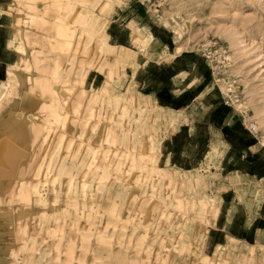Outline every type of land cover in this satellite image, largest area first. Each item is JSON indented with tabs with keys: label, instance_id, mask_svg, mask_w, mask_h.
Here are the masks:
<instances>
[{
	"label": "rangeland",
	"instance_id": "rangeland-1",
	"mask_svg": "<svg viewBox=\"0 0 264 264\" xmlns=\"http://www.w3.org/2000/svg\"><path fill=\"white\" fill-rule=\"evenodd\" d=\"M2 2L9 5L6 9L8 16L0 19L6 25L0 29V61L14 64L8 67L6 75L3 74L4 67L0 66V144L6 145L0 152V169L11 154L24 158L25 151H29L27 148H32L37 141L40 149L33 164L40 165L41 172H44L40 175L44 176L42 179L51 177L61 164H66L69 148L65 144L70 141L72 153L69 156L72 155L74 160L76 157L83 159L87 168L78 169L79 162H70L65 168L66 174L63 171L59 175L61 180L57 176L59 180L54 185L32 184L15 191H9L6 183L0 186V264H162V258L168 262L163 264H264V238L262 241L258 239V247H246L248 245L244 243L237 245L240 242L229 237L228 242L219 244L215 252L206 248V228L212 225L221 203L220 192L216 190L226 189L215 183L214 177L225 181L232 173L223 175L220 170L222 161L216 166L207 155L216 146L222 157L223 147L229 146L223 135L217 132L220 130L213 127L209 148L200 166L193 169L167 166L160 159L162 142L180 129L189 113L181 120L182 114L177 110L174 112L158 103L145 108L137 104L139 99H154V95L144 92L149 90V79L157 76V71L158 76L167 78L163 76L164 69L158 70L155 61L171 60V54L175 53L178 56L175 70L189 69L190 73H183L175 79L178 85L175 89H183L187 79L191 80V90L177 98L175 106L203 90L207 94L206 100H196L192 106L200 121L198 131L191 136L184 132L182 142L191 147L198 144V150L205 148L208 114L215 111L219 122L227 115L235 114L236 122L229 131L231 138L235 143L238 141L237 150L249 139L259 143L257 160L253 164L264 172V0H114L109 13H98L107 26L103 38L121 54L120 61L109 65L113 69L111 79L107 83L102 74L89 71L82 83L87 73V62L83 60L75 74L70 75L75 95L86 91L90 94V112L93 95L107 100L108 112L102 114L99 122L91 120L90 124H81L82 117L77 116L78 112L75 115V111L84 107L67 105L70 116L65 125L72 127L65 129V133L72 139L54 134L57 128L54 124L57 123L46 125L39 137L33 126L24 130L16 126L13 111L20 108V96L23 93L38 95L25 84L47 72L48 76L56 77L50 67L56 63L65 64L62 57L65 46L61 45L58 36L44 33L47 22L55 20L54 15L26 17L18 1ZM79 28L81 25L77 30ZM34 35H41V39L37 40ZM87 36L91 37L85 32L83 46L89 49L94 40ZM7 38H10L11 51L6 49ZM143 61H150L149 66L142 68ZM96 74L98 78L92 86ZM162 87L163 92L169 93L167 82H163ZM67 93L62 91V96L68 98ZM88 116L91 118L92 114ZM54 121L52 118L51 122ZM190 124L194 129L193 123ZM47 131L52 136L47 145L41 146ZM105 132L109 134V141L102 142L104 147L98 156L101 159L109 148L120 152L116 155L118 158L123 157L128 147L135 148V153L130 152L127 160L136 162V167L133 170L126 167L125 172L115 177L116 182L127 180L128 174H133L136 179L133 186L126 188L127 196L123 201L115 198L103 200L110 172L98 170L99 165L93 164L91 154L84 158L85 151L91 146L96 147L95 140ZM136 153L143 154V157L135 156ZM33 164L26 165L28 168L21 177L26 184L36 179L37 170H29ZM52 165L53 170H48ZM177 168L184 169L181 171L184 175L205 177L208 196L192 197L200 201L207 199L209 204L203 211L192 207L186 198L176 200V196L172 197L170 185L165 183L163 176ZM234 172L240 174L242 186L232 188L254 216L264 198L262 182L245 173ZM157 176L162 180H155ZM131 182L132 179L127 184L131 185ZM12 194L17 196L15 202H1L2 198L8 200ZM134 210L139 213L135 219L132 217ZM188 211L195 214L194 223L205 221L204 233L195 238L186 236L177 244L175 227L162 226V220L179 215V220L184 222L182 217ZM160 228L165 231L154 238ZM175 245L179 248L177 251Z\"/></svg>",
	"mask_w": 264,
	"mask_h": 264
},
{
	"label": "bare ground",
	"instance_id": "bare-ground-1",
	"mask_svg": "<svg viewBox=\"0 0 264 264\" xmlns=\"http://www.w3.org/2000/svg\"><path fill=\"white\" fill-rule=\"evenodd\" d=\"M16 1H18L21 7L20 10L23 11L26 17L37 18L40 17V15H44V14H47L49 16L54 15L55 20L51 19L49 22H47L48 24L45 27V32L44 31L43 32L45 34L53 33L54 35L58 36L60 38L59 39L60 42L62 43L61 45L65 46L63 47L65 51L62 53L63 61H65V64L63 66H60L61 64L59 65L56 63L53 64L52 67H50V72L55 71L57 75L56 77L48 76V72H47L36 77L35 79L33 78L34 79L33 81L31 80L28 84H25V87L32 89L34 92H37L38 95L36 94L37 95L36 96L32 94L23 93L22 96L20 94L21 95L20 97L22 98V100L20 99L21 104L19 103L20 101L17 102L19 103L20 108L15 109L13 111V113H15L16 115V116L14 115V121L16 122V126L22 127L21 128L22 130H24V128H27L29 126H33L34 129L36 130V135L39 137L43 135L42 132L45 129L46 125H48L49 123H57L54 124L57 127L56 130L54 129L56 131L54 134L59 135L60 137L62 136V138H64L65 135V137L67 138L70 137L72 139L73 138L72 136L67 135L65 133V129L67 130L68 128L72 127V125L70 127L68 126V124L67 126L65 125L68 121V117L70 116L68 114L69 113L68 110L66 109L67 105H72L73 108L78 106L84 107V109L80 111H78L80 109L78 107L79 109L75 111V115L77 114L76 112H78L77 116L82 117L81 119L79 118L80 119L79 121L82 120L81 124H90L91 120L92 122L95 120L99 122L102 114L108 112V108L106 106L107 100L103 98L97 99L94 95L92 97L94 101L91 107L92 112H90V110L88 109L90 102V94H87L88 91H86L85 94L83 92H80L81 94L79 93L78 95H75L71 87L72 79L70 75L75 74V72L78 70L79 63L83 60L87 62V67H86L87 73L84 74V77L81 80L82 83L86 81L88 75L90 74L89 71H95L97 73L102 74L106 78L107 83L111 79L113 69H110L109 65L111 62L113 63V61H120L121 54L119 52H115L114 49L112 48L113 46L111 44H108L107 39L103 38L104 33L106 31L105 27L107 26L102 22L101 17L98 15V13L99 12L109 13L113 7L114 0H16ZM79 25H81V28L77 30V27ZM85 32L91 36V37L87 36L88 38L90 39L92 38L94 40L93 46L92 47L89 46V49L83 46ZM38 36L34 35V37L37 40H40L41 35ZM91 41L89 42L90 44ZM57 42L58 41H56V43ZM86 45L88 46V44ZM34 83H36V85H34ZM62 91L68 92L67 93L68 98L62 96L63 95ZM89 93H91V91H89ZM153 103H157V100L151 97H149L147 101H143L141 99L137 101V104L142 108L148 107V105H151ZM177 112L182 114V116L180 117L181 120L185 119L188 113L187 110L184 111L179 110ZM90 113L92 114L91 118L90 116H88ZM160 116L165 117V115L162 113H160ZM52 118L55 119L54 122H51ZM77 119L78 118H76V120ZM48 131L44 133L43 142L41 143V146L47 145L49 139L52 136V134ZM95 141L97 143V146L96 147L91 146L89 149H87L84 153V158L86 159V156L89 157V155L91 154L94 161L93 164L97 163L99 165L98 170L103 169L104 171H108V173L110 172L109 174L111 175V177L110 178L108 177L109 180L107 179L108 182L104 190L105 194L103 193L102 198L104 201L111 200L112 198H115L118 201H123L124 198L127 196V194H125L126 188L133 186L132 184L135 183L136 179L133 178V174H128L127 180L124 178L126 182L125 180H120L116 182L115 177L119 176L122 172H125L124 169L126 167L131 168L132 170L136 167L135 165L136 162H133L131 159L127 160V157L131 156L130 152L134 151L135 153V148L133 150L128 147V150L125 151L123 157L121 156L119 158L116 155H120V152L111 150L109 148L108 150L105 151L104 158L101 159L98 156L101 153L100 149L104 147L102 142L109 141V134L105 132L102 137L98 138ZM40 142H41V138H40ZM70 144L71 141L66 142L65 144V146L69 148V155L72 153L69 147ZM4 145L2 143L0 144V152L3 151ZM59 145L61 144L59 143ZM38 146H39V141L34 142V144H32V148H27L29 149V151H25V153L23 154L24 158L21 159H19L18 157H14L15 155L12 154L10 155L11 157L8 159L7 163L5 164L3 163L4 166L1 167L0 169L1 172L0 186H3V184L6 183L7 187L9 188V191H15V189L23 190L24 188H28L32 184L33 186L40 185L41 183L44 184L49 183L54 185L57 183V180L59 179L61 180V176L59 177V175L63 171L66 174L65 168L68 164H71L70 162H79L78 164L80 166H77L78 169L79 167L87 168L86 166H84V163H82L83 159L76 157V160H74L73 159L74 157H71L72 155L71 156L68 155L66 164L65 163L64 165L61 164L55 171L56 173L51 175V177L48 175L50 178L46 176L45 179H42V177L44 176L43 175L40 176V175L41 173L44 174V172H41L40 165L33 164L35 158H37L36 154L40 149L37 148ZM20 147L21 146H19V148ZM36 148L37 151H35ZM41 149H43V147ZM24 150L25 147L23 149V152ZM134 155L137 157L142 155L141 157H143V154L141 153L139 154L136 153ZM207 155L210 158V161L215 163L216 166L219 165L221 161V155L219 154V151L216 148V146H213L212 149L209 150ZM40 156L41 154H39V158H41ZM28 163H32L34 165L30 167L29 169L30 172L33 169L37 170V173L35 175L36 179L33 182L31 181L30 184L28 183L26 184L25 180L21 179V177H23V174L26 172L28 168L26 166ZM53 168L54 167L52 165L48 168V170L52 171ZM139 168H141V165H139ZM181 171H184V169L177 168L175 171L166 173L163 176L164 178L163 180H165V183L170 185L172 197L175 198L176 196V200H183L186 198V202H189V204L192 207H199V209L203 211L205 205L207 204L206 203L207 199L205 201H200L198 198H192V197L195 195L196 197L208 196L209 192H207L208 190L206 188L205 177L203 175H198V174L184 175L183 173H181ZM57 176L59 177V179ZM216 178L217 177H214L213 181L217 184L220 183L221 186L224 188H228V187L235 188L242 186L240 174L238 173L228 174L225 181H219L216 180ZM130 179H132L133 182H131V185H128L127 183L129 182ZM155 180H162V177L157 176ZM82 186L85 187L86 185L84 184ZM175 187H179V188L175 190L176 189ZM251 189L254 188L252 187ZM4 193L6 194V191H4ZM16 197L17 196L15 194H12L8 200L2 198L1 202L13 203L15 202ZM117 207L118 206L115 207V210L117 209ZM134 208L136 207L134 206ZM138 215L139 213L134 210V213L132 214L133 219L138 217ZM194 216H195L194 213H190V211H188L186 215L182 217L184 219V222L179 220L180 218L179 215L173 218L172 216H170L167 217V219L162 220V226L168 224L169 229L175 227V232L178 235L175 241L178 244L181 243L183 238L186 236H192L193 238H195L198 237V235L200 236L201 233H204L203 224L205 221H203L202 219L199 224L198 222L194 223L193 222ZM164 231L165 230L163 228H160L159 231H157V233H154L155 235L153 237L154 238L159 237V235L163 234ZM178 249H179L178 246L175 245V250L177 251ZM172 253L173 252H171L170 254ZM162 259H163L162 264L164 262H167L165 258ZM172 264L174 263L172 262Z\"/></svg>",
	"mask_w": 264,
	"mask_h": 264
},
{
	"label": "crops",
	"instance_id": "crops-1",
	"mask_svg": "<svg viewBox=\"0 0 264 264\" xmlns=\"http://www.w3.org/2000/svg\"><path fill=\"white\" fill-rule=\"evenodd\" d=\"M8 5L9 3L6 4L0 0V19L4 18V16H8L6 13ZM4 27H6V25L3 21H0V29ZM10 38H7L5 42L6 49L11 51L12 49L9 47ZM171 56V60L168 61H155L158 66V70L164 69L163 76H166L167 78H161L158 76L159 72L157 71V76H154V78L151 77V79H149L150 83L147 86L149 90L144 92L146 94L154 95V99L157 100V103L160 104V106L163 105L162 107L164 108H168L174 112L175 110H187L189 113L186 118L187 122L185 121L179 130L174 132L170 137H166L163 140L161 145V162L167 166H179L184 169H193L200 166L204 159L205 153L209 148L211 132L214 127L220 130L217 132H219L220 135H223L229 144L228 147H223L224 154L221 157V173L226 175L230 172L238 173L234 171H239L249 175L250 177H255L258 181L262 182L261 194L264 197V172L259 171V169L255 168L253 164V162L257 160L259 143L256 140L252 141L249 139L244 142V146H240L239 150H237V145H239L238 141L236 140L235 143V141L231 138V133L229 132L233 129L234 123L236 122L234 119L235 114L227 115V118L223 119L222 122L218 121L217 113H215V111L211 114H208V120L206 122L207 140L205 143V148H199L198 150V144L191 147L185 144V142H182L184 132H187L188 135L191 136L193 133L198 131V122L200 121L197 119V116L195 115L196 113H193L192 106L195 104L196 100L201 98L206 100L207 94L205 95V90H203L202 92L194 94L192 98H190V100L186 101L185 103L175 106V100L191 90V80L190 78L187 79V85L183 89H175V86L177 85L175 79L180 77L183 73L189 75L190 73L189 69L175 70V61L178 56H175V53L171 54ZM0 64V66L4 67L3 74L6 75L8 67L14 64V62L0 61ZM149 64L150 61H143L141 66L142 68H146L149 66ZM136 74L137 72L134 74V77H136ZM97 78L98 74L92 78V86L95 85ZM163 82H167L169 84V93L163 92ZM210 105L213 106L212 104ZM191 122L194 125V129L191 127ZM216 191L220 192L219 197L221 199V203L215 220L213 221L212 225L206 228L205 233L207 234V250L215 252L216 247L219 244H226L229 240V237L235 238L238 242H240L237 245H243L244 243L248 245L246 247H258V239L262 241L264 238V198L259 211L253 216L249 210H247L246 206L239 200L235 190L232 187H228L226 189L218 188ZM247 199L248 195L245 196V200ZM230 211L232 212L231 217L229 216Z\"/></svg>",
	"mask_w": 264,
	"mask_h": 264
}]
</instances>
